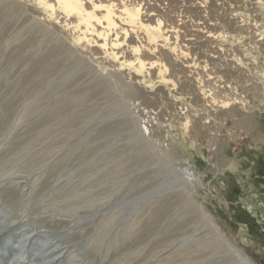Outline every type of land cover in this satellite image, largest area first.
Returning a JSON list of instances; mask_svg holds the SVG:
<instances>
[{
    "label": "rangeland",
    "instance_id": "374dc122",
    "mask_svg": "<svg viewBox=\"0 0 264 264\" xmlns=\"http://www.w3.org/2000/svg\"><path fill=\"white\" fill-rule=\"evenodd\" d=\"M138 2L161 29L167 13L189 20L182 3ZM202 2L213 40L149 44L154 60L175 45L188 71L162 61L135 77L118 64L145 57L128 52L137 32L105 59L59 12L0 0V203L15 224L80 264H264V0ZM20 233L0 238L1 264H43L44 238L22 259Z\"/></svg>",
    "mask_w": 264,
    "mask_h": 264
},
{
    "label": "bare ground",
    "instance_id": "6f19581e",
    "mask_svg": "<svg viewBox=\"0 0 264 264\" xmlns=\"http://www.w3.org/2000/svg\"><path fill=\"white\" fill-rule=\"evenodd\" d=\"M157 2L166 7L165 12H170V9H174L175 6L182 3L184 14L188 16L189 20L186 19V16H180L175 20L174 17H170L167 13L164 14V16L170 19V25H168L167 28L161 29V11L151 4H144V8H142L138 0H35V3L40 8L39 12L46 14V17L44 16L45 18L48 17V13L57 11L66 19H69V21H67V26L77 33L78 42H81L82 46L97 49V52L91 51L95 56L101 54L103 58L106 59V53L110 51L108 54L109 57L115 60L120 59L118 58L119 55L123 54L124 50H127L124 49L122 44L128 34L137 32L138 35H142L141 38L139 36L135 38L137 44L130 45L127 48L130 55H135L136 52L143 49L142 51L145 57L133 56L131 59L129 58L130 60L122 57V62L118 64L121 68L126 67L132 71L135 77L138 76L146 66L151 70L159 66V63H162V61L173 70L187 72L189 68L188 63L179 64L172 57V52L169 49H175L174 44H172V46L174 45L173 48L166 44L158 46L160 54L158 56L159 58L155 60L152 58L153 56L151 57L149 44L156 41L165 43L171 40L170 38L173 37V35L178 37V33L181 32V30L183 31L182 34L185 33V35L181 39L182 46L180 44V51H182L183 48L184 50L185 48L187 49L189 45L199 43L200 39L210 40L213 35L210 28L211 25L208 23L209 20L206 19L207 16L204 18V14L202 16L200 13V10H202L200 9V4L203 2L202 0H157ZM34 10L35 9L31 7V13L37 14ZM37 16L39 15L37 14ZM121 39H123V41H121ZM132 42L133 40L130 41V43ZM146 57H148L147 60H145ZM146 61L148 63H146ZM162 68L166 69V66L164 65ZM158 79L163 80V78ZM149 93L150 92L145 93V96H148ZM22 182H16L15 185L23 189L26 185ZM10 185H12V183ZM60 222L61 221H59V223ZM65 226L67 228L68 224H65ZM18 232H21L17 238L19 239L18 251L19 253L23 251V255L20 257L22 259L31 257L29 252L31 247L34 246V238H44L42 241L43 243L39 244V251L32 256L36 262H41L43 264H62L61 259H64L67 255L68 257H72L67 259V262H65L66 264H80L82 261L75 257L76 255L73 256L71 254L73 246L62 241L61 238L55 236H48L47 238L45 236L39 237L40 233L35 234L34 232L36 231L30 228V226L15 224L13 215L7 210L4 203H0V238H3L6 233L12 235ZM68 232H71V230ZM20 239H22V242ZM5 244H7V242L0 243L1 262L4 261L6 257V251H4L5 253L2 252ZM1 245L4 247L2 248Z\"/></svg>",
    "mask_w": 264,
    "mask_h": 264
}]
</instances>
